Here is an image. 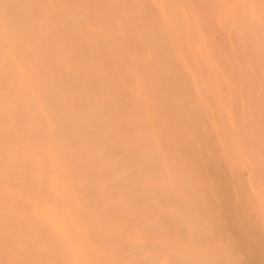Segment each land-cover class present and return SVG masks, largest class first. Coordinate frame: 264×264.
Listing matches in <instances>:
<instances>
[{
    "label": "bare ground",
    "instance_id": "1",
    "mask_svg": "<svg viewBox=\"0 0 264 264\" xmlns=\"http://www.w3.org/2000/svg\"><path fill=\"white\" fill-rule=\"evenodd\" d=\"M122 1L125 0H0V75L5 70L4 79L0 77V264H154L153 256L142 250L145 241L142 243L143 245H141V241L146 237V229L143 230L145 235L143 236L140 230L139 215L136 213L127 216L123 212V208L132 200L131 193L138 192L137 190L131 192L127 186H124L126 184L124 180L129 175V172L125 171V161L129 158V153L126 150L134 146L137 141L148 140V143H146L147 141L143 142L140 166L145 164L148 174L159 171L161 177L166 176L164 178L166 184H162L165 191H168L173 175H175L174 179L178 176L181 177L184 169L190 178L192 176L190 173L196 175L197 173L194 171L200 169L201 163L204 164V158H201L204 152L201 153V161L197 160L199 156L197 158L194 156L190 165L189 161L187 163V152L190 153L189 159L193 157L191 155L196 154H191L193 146L191 145L192 148H190L187 144L193 138H190L192 134L195 136L196 133L192 131L191 136L186 135H189L190 139L183 140L186 137L185 132L190 133L189 130L192 127H187V130L182 132L181 128L188 124L185 123L180 128L179 125H182L181 122L185 120H180L182 116L177 115L180 112L175 113L174 110L175 106L182 103V106H178L180 109L187 110L185 107L188 105L192 106L190 108L192 111L193 106L196 105L197 108L200 106L198 109L201 111V106L203 104L209 106L213 97L211 105H216L219 109V103L217 105L214 102L217 100L220 102L221 94L216 95L219 88L218 86L216 88L214 82L213 61L195 16L161 9L160 7L170 4L169 0H128L129 3L125 5ZM225 15L228 14L225 13ZM192 20L197 24L196 27L186 26V24L189 25V22L194 24ZM181 23H185V25ZM262 39L264 40V38ZM256 47L258 48V46ZM260 52L262 54V48ZM254 54L256 55V53ZM199 56L202 58L201 65ZM189 75L197 81L196 88L200 87L199 84L201 85L199 89L203 88V92H207L205 85L201 82L205 77L203 75L208 76L205 78L206 82H208L207 79L214 82L213 86L211 85L212 81L208 82L210 87L216 88L212 90L213 93L210 90H208V94L203 93L208 96L210 92L213 96L212 100L209 97L207 99L209 102L205 103L204 95L199 100L202 92L198 88L197 90L201 92L200 95L193 91V94L196 93L195 97H199L193 98L194 101H197L195 105H189L194 101L190 103L191 101L187 97L189 100L187 103H183V97H177L179 90V94H183L182 91H185L186 88L194 90V83H192V87L189 85L191 81L190 77L188 78ZM200 76L202 79H199ZM179 77H183L184 84L187 81L188 86L185 84V87L183 82L178 80L179 83L177 81ZM171 78L178 83H175V80L172 81ZM208 83L206 84L208 85ZM209 85L207 89H210ZM183 86L184 88H182ZM176 89H179L177 95L172 92ZM219 90L217 94L221 92ZM171 92L176 96H173ZM165 93H167L166 95L170 93L171 99L168 98L169 95L163 97ZM213 94L220 98L216 100ZM174 97L181 99V103L174 102L176 100ZM200 101L204 103L201 102V105ZM221 103L223 105V102ZM184 104L186 106L182 108ZM204 106L209 109L208 106ZM206 109L204 110L206 111ZM223 110L225 109L223 108ZM182 111L184 112V110ZM220 111H222L221 108ZM183 112L182 115H184ZM185 112L187 113V111ZM174 113L177 118L180 117V119L178 118L180 122L177 120V127L176 124L173 125L175 123L173 119L177 118L171 116L174 117ZM164 114L167 118L170 114L171 118L169 119L171 120L165 121ZM193 115L191 118L197 117H193ZM208 115L211 116V114ZM187 116L189 123L191 119L189 115ZM209 116L207 119L212 118ZM195 121L189 123L188 126H194ZM216 122L213 121V123ZM225 126L227 127V125ZM198 127H196L197 131ZM128 128H131L132 132L127 131ZM201 129L203 130V128ZM197 135L199 136V134H196V139ZM182 136L183 138H180ZM203 137V134L200 135L201 140L204 139ZM175 139H182L183 141H181L185 143L179 140L180 144L177 140L179 144L176 142L174 144ZM193 139L191 141L194 143L196 139ZM198 141L201 142L200 139ZM199 143L196 141L194 145L198 146ZM182 146L183 148L189 147V150L184 148L185 159L182 153L180 156V153L177 152L179 149L182 150ZM92 150L94 151L92 152ZM200 150L203 151L196 149V152L199 153ZM240 151H242L241 148ZM176 154L185 164L187 163L185 166L182 164L183 162H180L184 168L178 174L176 170L182 167L178 165L180 163H176V167H174V160L177 159L173 160V157L175 158ZM107 164L111 167L110 172L101 174L102 171L99 168L103 165L108 166ZM154 165L157 166L156 170H154ZM172 168L177 169L174 171ZM218 169L223 170L224 168L222 169L220 165ZM207 171L210 170L207 169ZM183 176H185L183 180L182 178L178 179L182 180L184 185L178 184L183 186L177 190L182 189L180 190L182 192L185 187L184 192L187 199L188 197L199 198L197 194L199 192L193 188L194 184L191 186L193 189H189V184L194 183L193 180L189 183L191 178L188 180L186 178L188 176ZM218 176L220 177L219 174ZM224 178L223 182L221 179L219 180L222 185L226 181ZM115 180L120 182V186L116 189L112 184ZM215 180L218 179L215 178ZM228 181L230 182V180ZM216 182H214L215 186ZM228 184H225L226 187ZM230 186L232 187V184L228 185L229 188ZM158 187L162 190L161 186L158 185ZM226 187L224 190L228 189ZM260 188L262 187L260 186ZM190 190H193V193ZM165 191H161V194L165 196L164 200H169V197L171 199L178 198L175 197L176 195L172 196V192L170 194L168 193L170 191L166 193ZM194 191L196 196L192 195ZM180 192L179 195L184 196V193L180 194ZM219 192L215 196L216 206L219 200L223 201L222 204H219H227V209L225 205L223 206L229 210L228 213H231L228 208L234 205L228 207L229 203H226L227 198H225L228 194L225 196L226 193ZM224 192L228 193V191ZM231 193L229 194L231 195ZM202 194L200 195L203 197L208 195V193ZM231 196H228V200ZM209 197L206 196V201L208 199L213 201L212 196ZM221 198L225 199L221 201ZM184 199L186 207L189 206L186 203L190 199L187 202ZM196 199L195 202L190 201L189 204L197 206L202 202L198 199V203ZM206 201L204 199L203 203ZM234 202L232 203L234 204ZM236 206L238 205L236 204ZM241 206L237 208L241 209ZM190 207L187 208L189 217L192 215L191 213H195L190 211L197 209L193 206L194 209L191 210ZM222 207L221 210L224 209ZM241 211L242 209L237 210L238 213H242ZM204 212H208V210L201 211L205 215ZM220 213L222 212L220 211ZM197 215H192L194 218L188 217L187 220H191L193 223L197 222L200 219L198 217H201L200 214L197 213ZM229 215L228 219L225 218L229 222L227 224L230 225H227V230L232 227L233 231H236V234L233 233L234 235L239 232L233 240L244 239L240 241L241 243L235 241L234 243L237 242V244H234L233 248H229L243 252H240L245 257L242 264H264V249L262 247L264 244L262 240L257 244L262 237L261 234V237L257 236L259 233L256 234L254 226L250 224L253 227L250 228L255 230H251L252 233L254 231L256 235L250 233V229L247 227L246 230H249L248 233H250L248 236L251 234L255 236L245 237V235L247 236L245 227L248 225L245 223L243 230L246 233H244L240 230L242 227L236 226L232 215ZM238 215L240 214H237V217ZM205 218L207 219V217ZM215 218L217 217L215 216ZM233 218L238 221L236 216ZM202 219L201 222L194 223V226L203 223L204 219ZM191 221L189 224L193 225ZM206 222L208 223L207 220ZM212 223L214 222L212 221ZM256 226L258 227V225ZM208 228L205 229L207 232L208 230L209 233L213 231V227H209V224ZM192 229L195 232L197 227L196 229L192 227ZM242 232L244 236L241 235ZM193 233L190 237H193ZM153 235L156 234L153 233ZM239 235L243 237L240 238ZM257 237L260 238L258 242ZM191 241H194L193 238ZM159 242L157 241V243ZM151 243L155 245V248L158 247L156 248L158 252L165 249L158 246L162 245L161 243L158 245L152 241ZM162 243H164L163 240ZM191 246L193 245L191 244ZM199 248L203 251L201 247ZM208 252L209 258L207 252L203 253L204 255H199L203 256L202 259L200 257L201 261L204 259L201 263L215 264L216 255H214L215 258L210 257L213 256V251ZM179 253L181 255L183 252ZM179 253L176 254L179 255ZM235 253L233 252V254ZM240 253L238 252V254ZM238 258L240 257L238 256ZM182 259L190 263L198 260L196 258L189 261V258L186 260L183 255ZM237 259L236 261H238ZM164 264H170V262Z\"/></svg>",
    "mask_w": 264,
    "mask_h": 264
},
{
    "label": "rangeland",
    "instance_id": "2",
    "mask_svg": "<svg viewBox=\"0 0 264 264\" xmlns=\"http://www.w3.org/2000/svg\"><path fill=\"white\" fill-rule=\"evenodd\" d=\"M122 3H124V5H125V4L129 3V1L125 0V1H122ZM169 3L170 4H168L166 6H162L160 8L163 10H166V11H170V12H180V13L184 12V13H189V14H192L195 16L196 19L195 18L194 19L197 20L196 23L198 24V26L201 30L202 37H203L207 47L209 48V52L211 54V58L213 61V72L215 74L214 75V78H215L214 82L216 84L218 83V85L215 84V86H216V88L218 86V88L221 90V92L219 94H217L219 89L216 92V95L221 94L220 96H221L222 100L220 99V102H217V101H219L217 99H219L220 97L218 96L219 98H217V96H215V94H213L215 96V99L217 100L214 102H216L217 105L219 103V109L216 107V105L215 106L213 104L211 105V103L214 100V97L211 96L212 94H210V92L213 93L212 90H215L216 88L215 89L212 88L213 83H214L212 80L207 79L208 82L212 81L211 87L209 85L210 83L206 82L205 78L208 77V76L206 77V75H203L205 77L203 80H201V82L203 83V85H205L204 87L206 88L207 92H203V88H202V90L199 89V88H201L200 84H199L200 87L197 86V88L199 90H201L202 96L200 95L201 92L199 90H197V88H196V84H198V83H196L197 81L191 75L188 76V78L189 77L191 78V79L189 78V80H191V81L190 82L188 81L189 85H191V87L193 85L192 83H194V85H195V88H193L194 90H189L190 88L188 87L189 92L192 91V92H190L191 94L189 92H187L188 91L187 88L185 91H182L183 90L182 88H184L185 84H187V86H188V83H186L187 81L184 84V79H182L183 77H179L177 79V81L179 80L180 82H183L184 86L181 88L182 89L181 91L184 93L179 94L180 93L179 89L172 91L174 94H176L178 92L177 90H179V92L177 93L178 95L177 94L176 95H177V97H181V98L183 97L184 98V101H186V102L183 101V103H187V101L189 102V100L191 101L190 103H192L194 101L193 98L197 99L200 97L199 98V100H200L204 96H205L204 97L205 100H203V101L205 103L206 102L208 103L209 101L207 99H209V97H210V99L213 97V100L211 99L212 102L209 103V106H208V104L202 105V103H204L202 101L199 102L202 106L206 105L210 109V110L206 109L207 107L205 108V106L202 108V106H201V109H202L201 111H200V109H198L200 106H198V108L195 107L196 106L195 102L197 103V101H194L193 104L188 103L189 105H195V106H193L192 111L190 109L192 106L189 107L187 105L188 106L187 107L186 104H184V106L182 108H184L186 106L185 108H187V110L180 109V107H178V106L179 105L182 106L181 105L182 100L174 97V99L176 98V100L177 99L179 100V101L175 100L174 102H178L181 104L174 107V110L176 112L173 110V112H175V113L180 112V113H177L178 116H180V115L182 116L181 117L182 119H180V117H178L180 120L186 121V122L185 121L181 122L182 125L178 124L180 126V128H181V126H183V124L185 125V123H186V125L187 124L189 125V123H191V122L194 123L195 119L198 117L196 119L197 123L195 121V124H197L196 126H195V124H193L194 126H192L190 124L191 125L190 127L187 125L186 127L183 126V127H185L184 130H183V127L181 129H182V132H184L185 130H187V127L188 128L192 127V129L189 130L190 133L187 131H186L187 133L185 132V136L187 134L190 135L191 132L194 131L196 134H199V136L197 135V139H196V137H195L196 134H195V136L192 134V136L190 135L191 136L190 138L193 137L194 139H196V140H194L192 138L194 140V143L196 141H197V143H199L198 139H200L201 145H200V143L198 144V146H197V144L194 145L193 141H191L192 139H190L188 137L189 135L183 138L184 135L182 133H180L183 135L182 137H180V138H183V140L186 139V141H187L188 140L187 138L190 139V141H188L187 144L189 145L190 148H192V146H193V148H192L193 153L190 151L191 154L196 153L194 155H191V157L192 156L193 157L189 159L190 153L187 152L188 153L187 158L189 159V160L187 159V163L189 161V165L191 163L190 162L191 159H194V156H195V158H197V156H199L198 157L199 159H197V160L201 161L200 156H201V153L204 152V155L201 156L202 159L204 158L203 159L204 164L201 163L203 168L201 166L199 170L194 171V173L195 172L197 173L196 175H194L193 173H190V175H192V176H190L191 180L188 182L191 183V181L193 180L194 183H191V185L189 184L190 187L189 186L188 187H189V189L194 188L195 191L199 192V193H197L199 198L195 197V199L197 198L196 200H198V199L200 201L202 200L201 203H203L204 199L206 201V196H207V198H208V196H210V197L212 196L213 201H211L212 199L211 200L208 199L206 202H204L206 204V206L204 203L203 204L200 203L197 206L191 205V204H189L190 201L193 202L195 199H194V197H192V198L188 197V199L186 198L187 195L184 192L185 187H184V190L182 192H180V190H182V189L177 190V188H179V187L182 188V186L184 185L182 180L185 176H183V175L188 176V177H186L188 180L190 179L189 175H187L185 170L183 169L184 165L186 166L187 163L185 164V162H183L181 159H179L178 158L179 155H177V154H176L177 156L175 155V158L173 157V160L177 159L176 160L177 162L174 160V162H175L174 167H176V163H180V162L181 163L183 162L182 164H184V165L182 166L181 163L178 164L182 168L179 167L180 169L176 170V172L178 171L177 172V174H178L181 172L180 170L183 169V171L185 173L182 171L183 173H181V175L182 174L183 175L181 177L178 176L175 179L173 178V177H175V175H173L172 176V182L170 180L171 184H170L169 189H168V191H170V192L165 191L164 188H162L163 187L162 184H166V181L164 179L166 176L164 178L161 177L162 175L160 176L161 173L159 171L158 172L154 171L151 174H148L146 172V168L144 166L145 164L140 166V155L142 152V147L144 146L143 142L147 141L146 143H148V140L145 141V139H143V140H140L139 142L137 141L134 144V146L129 147V149L126 150V152L129 153V158H127L125 161V165H126L125 171L129 172V175L124 180L125 181L124 183H126V184H124V186H127L128 190L131 192L133 190H137L138 192H132L131 193V199L132 200H130L126 204V206L123 208V212L127 216H132L136 213L139 215L138 219L141 223L140 224L141 234L143 236L146 235V237L142 238V241H141V245L144 244L142 246V250L146 254H148V255L151 254V256H153V263L154 264H162V263L164 264L165 262H168V261L170 262V264H193L195 262L196 263L199 262V264H202L201 262H203L204 259L201 261L203 256L201 257L199 255L207 252L208 255L207 254L206 255L209 258V252L208 251H210V252L213 251V256H210V257L215 258L214 255H216V258H215L216 260L214 259L215 264H242V263H244L243 261L245 260L244 255L241 254L243 252L236 251L235 248L233 249L234 251L232 250L234 244H237V242L234 243L235 241L240 242L243 239L242 237L244 236V233H246V232H247L246 233L247 236L245 235V237H247V238L251 237L252 234L254 233V231L256 230V234L259 233V234H257V236H259V237L262 236L261 239L259 237L256 238L257 242H258V239H260L257 244H259L261 240L264 244V127H263L264 126V40L262 39V38H264V0H169ZM225 13L228 15H225ZM181 24L185 25V23H181ZM197 24H195V22H194V24L193 23L190 24V22H189V25L186 24V26L191 25L193 27H196ZM251 40H253L254 42ZM255 43H257L258 45ZM252 44H254V45H252ZM256 46H258V48ZM255 48H257V49H255ZM261 48H262V54L263 55L260 52ZM257 50H258V52H257ZM254 53H256V55ZM258 54L260 57L258 56ZM198 59H199V64L201 65L202 64L201 56H199ZM4 73H5V70H3L1 75H0V77L3 79L5 76ZM212 78L213 77H211V79ZM214 78H213V80H214ZM180 79H182L183 81ZM199 79H202L201 76ZM173 80H175V79H172V81ZM186 80H188V79L186 78ZM177 81L175 80L174 82L176 83ZM205 82L208 83L210 89H207L208 85ZM206 85H207V87H206ZM208 90H210V92H209V95L207 96ZM193 91H195L197 93V95H200V96L195 97L196 93L193 94ZM173 93H172V95L176 96ZM185 93H187V94H185ZM203 93H207V94H203ZM166 94L167 93L163 94V97L164 96L167 97L170 93H168V95H166ZM169 97H170V95L168 96V98ZM170 99H171V97H170ZM185 99H187V100H185ZM172 100H173V98H172ZM221 102H223V105ZM177 107L180 109V111ZM196 108H197V110H196ZM220 108L223 112L226 110L224 112L225 114L222 111H220ZM223 108L225 110H223ZM176 109H178V110H176ZM204 109H206V111ZM181 110H184V112L187 111V113L186 112L184 113L183 111L182 112L184 115L186 114V116L189 115L191 122H189V123L187 122L188 116L186 117V116L182 115ZM212 111L214 112L213 114H212ZM173 112H172V114H173ZM191 112H192V114H191ZM220 112H221V114H219ZM167 113H169V112H167ZM167 113H166V115H167ZM170 114H168V118L164 114L166 117V118L164 117L165 121L171 120V119H169V118H171V117H169ZM202 114H203V117H205L206 119L202 117ZM208 114H211V116H209ZM191 115H193V117H196V116L197 117L191 118L192 117ZM220 115H221V117L223 116V118H225V119L221 118ZM171 116H172V118H177L176 114L174 115V117H173V115H171ZM208 116L212 117V118L207 119ZM215 116H217V118H215ZM183 117H185V118H183ZM219 117H220V119H219ZM230 117L232 118V121H230L231 120ZM178 118L176 120L173 119V121H175V123L173 125L175 126V124H176V127H177V122H178L177 120H179ZM214 118H215V120H214ZM229 118H230V120H229ZM192 119H194V120L192 121ZM216 119H217V122H219V123L216 122ZM180 120H179V122H180ZM204 120H205V122H204ZM211 120H212V122H210ZM213 121H215L216 123H213ZM228 121H229V123H228ZM223 122L224 123L226 122V124H224ZM171 123H172V121H171ZM221 124L224 127H226L225 125H227V127L225 128L227 131L224 129V127ZM196 127H198V131H197ZM201 128H203V130ZM127 131L132 132V129L128 128ZM180 132H181V130H180ZM205 132H206V134H205ZM202 134L204 136L203 137L204 139L202 138L203 140H201V138H200V135L202 136ZM210 138H212V139H210ZM208 139H210V140L208 141ZM165 140H166V138H165ZM177 140L175 139L174 144H175V142L178 143V141L179 140L181 141L182 139H179L178 141ZM180 141H179V143H180ZM146 143H145V145H146ZM182 143H185V142H182ZM208 143H209V146H208ZM202 145L203 146L205 145V147H202ZM238 145H239V147H238ZM177 146L179 147L180 145H177ZM189 147L186 146L184 148H187L189 150ZM200 147H202V148H200ZM181 148H182L183 152L179 148H178L179 151H177L178 153H180V156L183 155L184 150H185L183 148V146ZM240 148L242 149V151H240ZM187 149H186V151H187ZM196 149H198V150L202 149L203 151L201 152V150H200V152L198 153V151L196 152ZM93 151L94 150H92V152ZM206 151L209 154H207ZM221 151H223V152H221ZM181 153H182V155H181ZM171 156H174V155H171ZM185 156H184V159L186 158ZM107 158H106V161H107ZM182 159H183V157H182ZM206 160L208 161V164H207ZM192 162H193V160H192ZM210 162H212V163H210ZM105 164H106V162H105ZM205 164H206V166H204ZM216 164L218 165V167ZM213 165H214V167H213ZM220 165H221L222 169L224 168L223 170L218 169V168H220ZM207 166H208V168H207ZM156 167L157 166H155L154 170L157 169ZM204 167H205V169H204ZM212 167L215 169H213ZM151 168H152V166H151ZM206 168L210 171H207ZM175 169H177V168H174V169L172 168V170H174V171H175ZM99 170L102 171L101 174H103V173L108 174L111 170V167L109 165L108 166L103 165L99 168ZM187 170H188V168L186 169V171ZM171 172H173V171H171ZM176 172H174V173L176 174ZM218 174L220 175V177L218 176ZM223 175L224 176L227 175L228 176V177L226 176L227 179L224 178ZM221 176H223L222 179H221ZM149 177H151V179H149ZM238 177H239V179H238ZM157 178H159V179H157ZM178 178L179 179L182 178V180H179ZM215 178L218 180H215ZM223 178L227 181V183L224 180L225 183L222 185ZM196 179H197V181H196ZM220 179L222 180L221 183H219ZM178 180L182 181V182L179 183ZM228 180H230V182ZM216 181H218V182H216ZM214 182H216V184H217L216 186H218V187L215 186ZM237 182H239V183H237ZM172 183L176 184V185L174 186ZM228 183L232 184V187L230 186V188H229L228 185H230V184H228ZM112 184H113L114 189H116L120 186L119 180H115L114 182H112ZM178 184H183V185L179 186ZM192 184H194L196 187L193 186V188H192L191 187ZM225 184H228L227 185L228 189H227ZM158 185L161 186L162 190L158 187ZM172 185L175 188L172 187V189H171ZM259 185L263 188V190H262V188H260ZM224 186L226 187L227 190H224L225 189ZM197 187H200L201 189L200 188L198 189ZM218 189H220V190H218ZM230 189H231V191L234 192V194H233V192L231 193ZM166 190H167V188H166ZM173 190H175V191H173ZM216 190H217V192L223 191V193H226L225 196L228 194L227 197H225V198H227L226 203L231 204V205L228 204V207L234 205L233 207L228 208L231 210V213H228L227 211H229V210H226L227 204H223V205H225L226 209L224 208L223 205L219 204V203L222 204L223 198H221L222 202H220V200H219V203H217V206H216V204H215L217 202L216 201L217 199H215L216 198L215 196L217 193ZM161 191H165V193L168 192L170 194L172 192V196L176 195L175 197H178V198H175V199L172 198L171 199L169 197V200L166 201V200H164L165 196H163L161 194L162 193ZM195 191H194V194H192V195H195ZM224 191H228V193L224 192ZM179 192H180V194L184 193V196L182 194L180 196ZM190 192L193 193V190L192 191L190 190ZM204 192H205V194L208 193V195L202 194ZM223 193H221V194L224 195ZM229 193H231V195H233V196H231ZM170 194H167V195L169 196ZM187 194H188V192H187ZM200 194L205 195V196L203 197ZM219 194H220V192H219ZM219 194H218V196H219ZM236 194H238V195H236ZM185 195H186V197H185ZM228 196H231L229 200H228V198H229ZM184 197H185V199H184ZM238 197H240V198H238ZM231 198H233V199H231ZM241 198H243V199H241ZM176 199H179V200H176ZM183 199L186 202L190 199L188 201V203L185 202L189 206L186 207V205L183 202ZM199 200L197 201L198 203H199ZM244 200H245V202H244ZM233 201H235L234 204L232 203ZM179 202H180V204H179ZM243 202H244V204H243ZM207 203H209L211 205L208 204V206H209L208 207ZM245 203H246V205H245ZM212 204L213 205L215 204V205L213 206ZM236 204L238 206H236ZM193 206H195L194 208H197V209H194ZM219 206H220V208H218ZM240 206L242 209V211H241L242 213H238L239 211L237 212V210H241V209L237 208ZM188 207L192 208L191 210L194 209L193 211H190V212H195L194 214L191 213L193 216L197 215V213L200 214L201 217H198V219L199 218L200 219L197 220V222L198 221L201 222V219L204 216L203 217L204 220L203 219L202 220H203V223L205 225L203 223H200V225L195 224L197 227V230L199 229V231H197V230H196L197 232L195 231L196 233L194 232L192 227H194L196 229V227L194 226V223H197V222L193 223L191 220H189L193 223V225H191V224H189V221L187 220V218L189 217V213H187ZM203 207L205 208V210ZM216 207L218 208V211L216 210L217 209ZM221 207H222V209L224 208L226 211L224 209H223L224 211L221 210ZM206 208H207L208 212H204L205 213V215H204L203 213H201V211H207ZM232 208H233L234 212H232L233 211ZM236 208H237V210H236ZM247 209H249V210H247ZM181 210H182V212H181ZM184 210H185V212H184ZM189 210H188V212H189ZM220 211L222 213H220ZM185 213H187V214H185ZM243 213H244V215L246 213V215H245L246 218L244 217ZM229 214L232 215L231 217H232L234 223H236L235 225L236 226L238 225V227H242L240 230L243 231L244 233L243 232L241 233V235H243V236L239 235V236H241L240 238H242V239L239 238L240 240H238V239L233 240L236 238V236L239 234V232L237 233V235H234L233 233H235L236 231H233L232 227H229V230H227L228 229L227 227L230 226L229 224H227V223H229V222H227L228 220H226L230 216ZM234 214H235L236 218L238 219V221L235 218H233V217H235V216H233ZM237 214L241 215V216L238 215V217H240V218L237 217ZM192 215L189 218H192L193 217ZM219 215H221V216H219ZM224 215H226L227 217ZM248 215H249V217H248ZM215 216L217 218H215ZM205 217H207V219ZM219 217H220V219H219ZM222 217H224V218H222ZM247 219L249 220V222ZM255 219H256V221L254 222ZM262 219H263V222H262ZM206 220L208 221V223L206 222ZM245 220H247V221H245ZM212 221L214 223H212ZM211 223H212V226H211ZM245 223L248 226L245 227ZM201 224H203V225H201ZM208 224H209V227H211V228L213 227V229H212L213 231L212 232L210 231V233H209V230H208V232H207V230H205L208 228ZM224 224L226 227L224 226ZM250 224H252L254 226L255 230L251 229L253 227H252V225L250 226ZM216 225H217V227H216ZM240 225H243V226H240ZM256 225H258V227ZM187 227H189V228H187ZM215 227H216V229H215ZM244 227H245V230L247 227H249L247 229H250V233H252L251 230H254L253 233L251 234V236L250 235L248 236V234H250V233H248L249 230L248 231L246 230V232H245V230H243ZM144 228L146 229L145 235L143 233ZM202 229H204V230H202ZM208 229H210V228H208ZM222 229H225V230H222ZM257 230H258V232H257ZM205 232H207V233L205 234ZM223 232H225V233H223ZM262 232H263V234H262ZM153 233H155L156 235H153ZM191 233H193V237L192 236L190 237ZM260 234H261V236H260ZM230 235H231V237H230ZM255 235H253L252 237H254ZM234 236H235V238H234ZM162 238H164V239H162ZM192 238L194 241H191ZM150 240L152 242L156 243V245L161 243L162 245H158V246H162L165 249L160 250V248H159L160 251L158 252V249H156L158 247L155 248V245H152L153 243H151ZM162 240L164 243H162ZM144 241H145V243H143ZM157 241L158 242L160 241V242L157 243ZM192 242H194V243H192ZM190 243L193 246H191ZM260 245L262 246V244H260ZM199 247H201L203 249V251L200 250ZM229 247H232V248H229ZM262 247L264 249V246H262ZM262 247H261V249H262ZM263 249L261 250L262 252H263ZM178 251L183 252V253H181V255H180V253ZM233 252L234 253L236 252V253L233 254ZM238 252L239 253L241 252L240 253L241 255L238 254ZM176 253H179V255H177ZM182 255H183V258H186V260H188V258H189V261H193L192 259H196V258L198 260L197 261L194 260L195 262L193 261L192 263H190L188 261H185V259L183 260ZM198 256H199V258H198ZM238 256L240 258H238ZM200 257H201V259H200ZM235 258L240 263L238 261H236ZM239 259H241V260H239Z\"/></svg>",
    "mask_w": 264,
    "mask_h": 264
}]
</instances>
